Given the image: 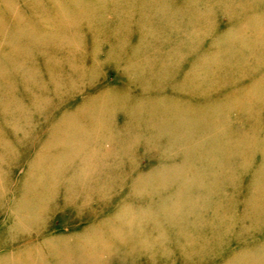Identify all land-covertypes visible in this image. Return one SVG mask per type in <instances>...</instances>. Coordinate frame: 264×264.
<instances>
[{"label":"bare ground","instance_id":"bare-ground-1","mask_svg":"<svg viewBox=\"0 0 264 264\" xmlns=\"http://www.w3.org/2000/svg\"><path fill=\"white\" fill-rule=\"evenodd\" d=\"M3 1L11 7L15 3ZM53 1L55 6L48 5L40 13L41 23H56L49 29L31 23L14 8L15 30L0 24L2 35L10 40L7 46L0 44V211L6 222L0 227V264H264V199H237V185L232 184L237 179L243 183L234 167L250 169V150L261 157L264 167V136L257 142L251 137V146L241 148L237 139L221 127V116L229 109L224 98L233 95L241 100L245 95L236 87L223 90L219 78H223L225 70H231L232 62L227 61L226 69L220 67V57L206 62L209 51L198 47L202 39L197 40L194 35L197 41L193 43V37L178 36L180 29L176 28L175 19L181 12L172 9L169 0ZM223 1L225 5L217 4L228 7L229 0ZM32 9L27 6L23 11ZM207 14H194L193 20L195 24L211 22L207 28L214 30V14L211 20ZM183 16L187 22L192 20L189 12ZM1 18L0 15V22H4ZM83 23L87 25L84 27ZM199 27L203 34L207 33L208 29L204 30L200 23ZM80 31L101 36L93 37L97 41L94 44L88 41V50L96 56L93 62L100 61L99 55L104 53L107 60L115 58V67L120 68L116 60L126 57L130 64L124 71L130 78L121 86L92 97H104L109 102L93 107V113L100 116L99 122L86 137L75 129L70 134L74 140L58 143L66 145L60 151L47 144L37 151V156L45 155L50 161L54 158L55 164L48 163L40 175L33 170L29 176V172L18 188L14 186L16 177L11 184L6 180L11 177L9 171L15 172L13 159L17 157L9 137L18 134L23 138L18 143L26 146L21 142L30 134L24 130L20 135L16 128L15 119L23 116L21 98L15 96L16 76L45 88L37 77L32 78L34 70L24 61L33 51L46 53L64 47L60 39L72 32L69 44L81 47L84 41L80 40ZM168 32L170 38H166ZM171 53L176 62L196 54L191 70L184 76L186 80L180 81V87L170 85L174 93L164 95L162 91L153 97L154 102H144L146 96H137L149 93L152 80L156 88L161 87L162 78L169 73L163 61ZM136 67L141 71L137 72ZM70 81L73 86L75 81ZM162 94L164 97H160ZM186 94L201 100L191 103ZM115 102L116 108L109 107ZM252 106L249 101L241 102L242 109ZM120 107L137 110L136 115L128 111V115L124 114L128 130L121 137L104 129L105 119ZM211 111L217 114L212 117ZM231 111H237V107ZM198 114L200 119L194 118ZM131 121L136 125L141 121V130L132 131L128 126ZM150 128H154L153 134H148ZM154 136L159 138L154 144L155 163L146 170L134 158L133 166L125 171L127 150L137 155L139 147L153 144ZM236 147L241 150L234 154L235 159H225ZM256 174L264 178V170ZM246 186L255 192L264 190V182L259 179ZM143 192L150 193L151 198L140 199L138 195ZM240 205L242 210L237 212ZM61 208L76 213L74 219L87 218L89 223L77 231L75 224L65 221L69 227L62 234L46 232L50 213ZM240 218L250 221L242 226L244 233H252L250 242L237 236ZM237 241L241 243L239 248Z\"/></svg>","mask_w":264,"mask_h":264},{"label":"rangeland","instance_id":"rangeland-1","mask_svg":"<svg viewBox=\"0 0 264 264\" xmlns=\"http://www.w3.org/2000/svg\"><path fill=\"white\" fill-rule=\"evenodd\" d=\"M14 1L15 3H13L11 7L3 0H0V15L2 17L1 20L4 21L0 22V24L9 27L10 29L8 30H15L16 24H14L12 17L14 9L18 10L21 15H23L25 19L30 20L31 23H39L41 26L43 25L44 28L49 29L56 25V23L51 20H45L42 23L40 22L42 18L40 13L44 10V7H47L48 5V7L53 6L55 1ZM169 1L172 3V9L181 12L177 19H175L177 24L176 28L180 29L179 33H177L178 36L193 37L195 35L194 37L197 40L202 39L203 41L198 47L206 52L209 51L207 54L208 56L205 57L206 62L212 63L214 62L215 57H220V67H223L224 69H226L229 63L232 62V67H230L231 70H229L231 73L225 70L226 74L222 76L223 78H219L222 82L223 90L228 91L233 87H236L239 89L238 91H244L243 93H245L243 96L244 98L241 100L233 97V95L224 98L229 109H226L227 111L221 116L224 118L221 127L228 131V135L231 138L237 139L238 147L245 148L247 145H250L252 143V140H249L251 137H253L254 142L261 141V138L264 136V0H229V5L225 8L222 6L225 5L223 0ZM218 2H222L223 4H217ZM27 6L33 8L32 11L24 12L23 10H25ZM187 12H189L192 17L190 22L185 21L183 18V15ZM200 12L201 14L208 12L207 15L210 20L212 13L214 14L212 20L215 22V25L212 26L214 30H209L211 22L208 24L206 21H201L199 23L202 28L204 30H209H207L206 34L202 33L199 23L195 24L194 21L196 20L194 14ZM86 25V23H83L84 27ZM208 25L209 28H207ZM38 31L39 30H36L35 32ZM185 34L187 35L184 36ZM72 35H74V32H72ZM72 35L68 34L64 39H60L61 43L64 44V47L53 50L50 49L47 52L46 50H43L46 53L33 51L24 61L27 66H30V68L34 70L33 73L30 74L32 78L34 76L37 77L40 84L45 88L34 86L35 84L33 80L21 81V77L16 76L17 83L15 87V96L21 98V100H19V105L21 106L23 113L22 117L18 115L20 118H18L17 121L15 119V122L18 123L16 128L17 131L20 132V135L21 131L24 130H26V133L30 134V136H26L24 142H21L24 144L27 143L26 146L18 143L19 139H23L19 137L18 134L9 137L11 139L10 145L14 146L17 151V157L16 159H13L16 160L14 162L16 168L13 169L15 172L11 174V171H9L8 175L11 177L6 178V180L11 184L13 180L12 178L16 177L18 180L17 184L14 186H17L18 188L21 187L23 180L32 174L33 170L40 175L43 173V170L48 163L55 164L53 163L55 162L54 158L50 161V158L45 155H42V157L37 156V151L42 150L46 144L47 147L53 148L56 152L60 151V149L66 145L58 143L64 142V140H68V142L74 140L70 134H73L75 129H77L78 133L81 132L83 136L86 137L88 132L94 130L99 122L100 116L93 113V107L100 102L108 101V99H104V97L96 98L95 100L92 99V97L101 93H106L111 88L121 86L123 84L122 82H126L130 78V76L126 75L124 71V68L130 64V60L126 57H121V59L116 60V62H120L118 63L121 65L120 68L115 67V58L107 60L104 58V53L99 55L100 61L93 62L95 61L96 56L92 53V50H88L90 46L88 41H91L94 44L97 41L93 37L100 39V35L91 33L87 34L86 31H80L78 35L80 40L84 42L79 48H75V46L73 47L69 44ZM0 36V44H2V46H7L8 42H10L9 37H4L1 31ZM155 36L157 38L159 37L157 35ZM167 36L169 37L166 38H170L169 32ZM86 37H88L89 40L86 39ZM194 37L193 43H196L197 40H195ZM134 40L136 39H133L132 41ZM42 48L44 49L45 47L42 46ZM180 55L181 53L179 52L177 56L179 57ZM169 56V58L163 61L169 73L162 78L161 87L156 88L152 80V83L149 84V93L137 96L142 99L146 96L144 102H154L155 100H153V97L159 95L162 91H165L164 95L174 93L170 85H172V83H174V86L176 85V87L183 85L181 82L183 79L186 80L185 75L191 70L192 62L196 58V54H192L189 55L188 58H185L184 61L180 60L179 62H176V56L174 53L169 54ZM227 61H229L228 64ZM225 62L227 66L224 65ZM81 65H84V67ZM135 70L140 72L141 68L136 67ZM72 78L73 81H75L73 86L70 81ZM195 81L197 80L194 79V82ZM209 82L210 81L208 80L207 84ZM163 87H165L164 90H159V88L162 89ZM151 88L152 91L150 92ZM135 91L138 92V89H135ZM164 95L162 94L160 97H164ZM237 97L239 96L237 95ZM186 98L191 103L200 99L197 98V96L192 97L188 94H186ZM242 101H249V104L253 105L252 108L242 109ZM117 106L116 102L115 104L109 105V107L113 108H116ZM236 107L237 111L232 112L231 109H236ZM127 111L129 113H134V115L137 113L136 108L120 107L117 112L113 113L112 117H107L105 119L104 129L110 130L113 135H119V137L122 136L121 134L127 133L128 127H126L124 118V114H127ZM216 114L217 113L211 111L210 116H215ZM201 115L203 114L201 113ZM201 115H194V118L200 119ZM141 121L143 122L144 120ZM141 121L138 125H136L135 121H131L128 126H130L132 131H137V129L141 130ZM2 130L4 132V129ZM153 133L154 128H152V130L150 128L148 134ZM143 137L141 138V142H144ZM156 137L154 136L153 144H149L151 146L139 147L137 155L134 153L129 154L127 150L124 155L126 158V163L124 165L125 171H129L130 167L133 166L134 158H136L141 168L146 170L151 167L152 163H155L153 161V155L156 152V149H154L156 146L154 144H157V140L159 139H156ZM245 138L246 141L244 140ZM200 139L201 138H198L197 140ZM230 144L231 142L229 143V146ZM27 146L29 148H27ZM134 147L135 146H133V148ZM238 150L240 151L241 149ZM238 150L236 147L233 151L228 152L224 156L225 159H235L234 154L236 152L238 153ZM130 151H132V148H130ZM253 151L254 150L249 151L251 154L249 155L251 157L250 169H237V166L234 167L235 175H237V171H239L238 177H241V182L244 183L241 184L239 179L232 183L235 186L237 185V194L234 195L237 199L243 197H260L264 199V190L255 192L252 188L248 189L246 186L255 179L264 182V178H262L261 174L259 176L257 174L255 175L256 171L259 172L260 169L263 171L264 167L261 165V157L256 154L253 155ZM156 164L157 166L159 165L157 161ZM6 172L8 173V168L6 169ZM134 173H136V171L133 170V174ZM68 182L69 179L67 178L66 183ZM143 193L144 195H138L140 199L148 200L151 198L150 193ZM57 202L62 205L60 199H57ZM240 207H237V212L242 210L241 205ZM75 214L76 213L72 211H64L62 208L56 210L54 213H50L48 218L49 229L46 232L51 233L52 235L58 233L62 234L61 232H65L67 227H69V225H66L65 221L75 224L77 226V231L89 223L87 218H81L82 220L79 218L74 219ZM76 220H80L79 223ZM247 220L240 218L239 224L237 225V236L239 239L243 238V240L245 237L247 242H250L252 241L250 239L252 233H244V230L242 229V226L245 227L250 223V221ZM5 223L4 214L0 211V227ZM262 229L264 233V226ZM168 230L173 231L174 228L168 227ZM73 236H75V234ZM240 244L241 243L237 241V248H239ZM55 260L56 259L51 261L54 262Z\"/></svg>","mask_w":264,"mask_h":264}]
</instances>
